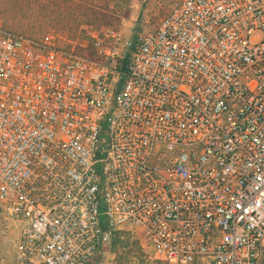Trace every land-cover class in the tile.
Wrapping results in <instances>:
<instances>
[{"label": "built area", "instance_id": "1", "mask_svg": "<svg viewBox=\"0 0 264 264\" xmlns=\"http://www.w3.org/2000/svg\"><path fill=\"white\" fill-rule=\"evenodd\" d=\"M56 38L0 28L14 264H101L118 230L158 264H264V0H177L134 37Z\"/></svg>", "mask_w": 264, "mask_h": 264}, {"label": "rangeland", "instance_id": "2", "mask_svg": "<svg viewBox=\"0 0 264 264\" xmlns=\"http://www.w3.org/2000/svg\"><path fill=\"white\" fill-rule=\"evenodd\" d=\"M27 0H4V4L0 6L7 11L16 10L15 6L23 7H38L39 3H26ZM177 0H129L128 4H124L120 0L110 1L108 4H99L97 6L104 7L107 11H115L119 9H128V17H121L119 20H113L109 23H94L91 25L81 24L79 29L71 34L67 30L64 31L60 28L58 29H46V27L41 26L35 31L28 29H23V23L19 22V18L5 19L0 17V28L13 31L15 33L25 34L36 39L44 37L48 33H52L57 36L55 44L63 48H69L70 42L75 41L77 37H80L82 34V28L89 26L92 28H101L106 26H111L115 28H120L125 32H128L132 37L135 35L152 30L160 18L168 11V9L176 2ZM18 11V9L16 10ZM11 14V13H9ZM15 15V14H12ZM112 15V13H110ZM16 17V16H15ZM15 20V22L13 21ZM77 51L81 53H86L87 55H92L91 51H87L76 47ZM15 229L8 230L0 239L2 244L8 248V264H14V238H15ZM120 235L121 239L128 241V244L123 248L124 252H127L125 256L122 255L120 259L111 251V240L114 235ZM123 252V253H124ZM97 262L101 264H158V260L151 254L146 253L142 250L136 237L125 230L113 231L111 233L110 242L104 248L103 255H101Z\"/></svg>", "mask_w": 264, "mask_h": 264}, {"label": "trees", "instance_id": "3", "mask_svg": "<svg viewBox=\"0 0 264 264\" xmlns=\"http://www.w3.org/2000/svg\"><path fill=\"white\" fill-rule=\"evenodd\" d=\"M113 0H27L26 3H39L38 7H12L18 11H7L0 6V17L5 19L19 18L23 29L35 31L41 26L46 29H62L69 33H75L81 24L109 23L113 20H119L121 17H128V9H119L115 11H107L104 7L97 6L99 4H108ZM124 4H128L129 0H120ZM4 0H0V5L4 4ZM11 13V14H9ZM112 13V15H110ZM15 14V15H12ZM16 16V17H15ZM15 22V20H13ZM128 241L121 239V236L114 235L111 240V251L120 259L127 252L123 248ZM124 252V253H123Z\"/></svg>", "mask_w": 264, "mask_h": 264}, {"label": "crops", "instance_id": "4", "mask_svg": "<svg viewBox=\"0 0 264 264\" xmlns=\"http://www.w3.org/2000/svg\"><path fill=\"white\" fill-rule=\"evenodd\" d=\"M2 240L0 239V264H8V248L2 244Z\"/></svg>", "mask_w": 264, "mask_h": 264}]
</instances>
